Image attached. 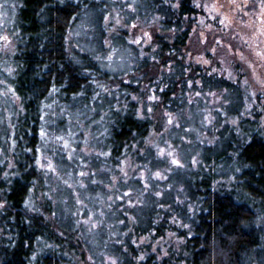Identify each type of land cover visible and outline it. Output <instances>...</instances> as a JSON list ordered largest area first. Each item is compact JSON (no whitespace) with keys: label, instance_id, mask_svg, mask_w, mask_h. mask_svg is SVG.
Here are the masks:
<instances>
[{"label":"trees","instance_id":"obj_1","mask_svg":"<svg viewBox=\"0 0 264 264\" xmlns=\"http://www.w3.org/2000/svg\"><path fill=\"white\" fill-rule=\"evenodd\" d=\"M1 1L7 13L0 36L10 34L15 43L0 83V264H111L109 257L116 264H264V132L256 109L252 116L241 113L237 81L186 61L184 49L201 13L195 0ZM114 4L123 5L128 24L151 23L153 44L144 55L130 45L126 30L114 36L111 49L127 50L117 58L127 62V72L111 69L105 57V20ZM87 17L96 26L90 35L84 33ZM213 92L229 101L213 108L214 120L206 125L212 136L194 141L192 133L194 152L182 156L183 167L160 162L145 144L160 126L147 110L160 106L165 116H182L194 98ZM46 140L59 142L67 165L49 170L51 182L36 163ZM123 159L149 175L163 168L166 178H138L135 196L120 199L126 193L118 187L125 180ZM63 175L68 185L59 181ZM57 183L70 185L72 197L51 192L48 186ZM88 190L101 197L78 204L75 194ZM109 197L122 205L115 219L104 215ZM86 214L103 217L98 236L84 223ZM168 234L173 239L162 257L140 241Z\"/></svg>","mask_w":264,"mask_h":264},{"label":"rangeland","instance_id":"obj_2","mask_svg":"<svg viewBox=\"0 0 264 264\" xmlns=\"http://www.w3.org/2000/svg\"><path fill=\"white\" fill-rule=\"evenodd\" d=\"M107 0H105L106 2ZM120 2H125V0H118ZM196 4L200 5L199 8L201 13L198 16V24L192 29V35L185 46L184 53L186 61L190 62L193 65H199L202 68H205L211 72L223 73L231 78L233 81H237L239 84V88L241 90V94L244 97V105L241 108V113L243 115H251V111L256 109L258 111V121L264 132V92L260 91V87L264 84V4L261 3V0H195ZM0 0V23L6 17V7ZM107 7V5H105ZM112 12L107 15V19L105 23L107 25L106 35V58L112 61L109 66L111 69L115 68V71H125L127 72L128 65L127 62L123 60L117 59L118 56H125L126 54L123 51H127L125 49L116 50L111 49V43L116 40L114 36L119 31L120 28L122 30H126V38L128 41H132L134 39H141L140 44L130 43L134 47H137L141 55L146 54V51L143 49L146 46L152 45V33H151V23L144 24L142 20H134L132 19V23L128 24L126 16L123 14V5L112 6ZM119 20L120 23L117 24L116 21ZM94 19L87 17L84 23V33L85 35H90L92 31L96 28L93 24ZM224 21V23H221ZM132 25H136L135 28ZM155 28V25H154ZM147 32L151 39L144 36V33ZM2 36L8 37V43L2 40V46L0 50V83L5 81L7 77L5 73L9 71L6 62L8 55L13 50V45L15 43V39L13 36L7 33H3ZM121 51V53H120ZM120 53V54H119ZM128 55V54H127ZM110 57V59H109ZM202 60H208V64H204ZM2 70H4L2 72ZM156 70V67H154ZM128 81L129 77L126 76L124 78ZM2 86L0 84V95L3 94ZM226 94L222 92H213L207 95V97H196L194 98L193 107L186 109L182 116L179 115H171L174 119V124H179V127H175L174 125H168V115L165 116V111H163L160 106L157 109L151 111V114L158 124L160 123L159 129L153 130L146 141L151 140L152 146L150 147L146 142V146L149 148H153V153L156 155L158 160L162 163L170 161L166 158H161L157 155L158 150L160 148H164L166 151L171 150L174 152L175 158L179 159L181 163L183 155H190L194 152V147L191 142V135L193 133V140L199 141L205 138H210L212 136V131L206 125L214 120L213 108L219 107L221 104L226 105L229 101L225 96ZM2 96H0V100ZM157 103L158 99H157ZM209 106L207 109H201L203 106ZM143 108V99L139 100L138 109L139 112ZM165 117V118H162ZM237 121L233 119L231 122ZM44 123L47 127H51L53 125V120L51 117L46 116L44 119ZM184 138L185 140H181ZM46 140L43 144H41L39 149V159L44 161L46 157L48 161H51L53 167L61 172L64 167H66V163L63 160L64 155L57 152V144H62L67 142L68 146L70 145L69 138L65 137L63 140ZM167 144H165V142ZM84 145V144H83ZM86 146V145H85ZM84 150L87 152L89 149L84 147ZM191 158L194 160L196 158L194 154H192ZM76 164L81 166L82 170L87 171V166L85 165L84 160L77 158ZM171 165V164H170ZM174 166V165H173ZM44 178L51 182L55 180H51V173L49 169L45 166ZM120 168L123 169L121 174L125 179L124 182L118 183V176H115L112 179V183H118V187L124 188L127 193L132 192L133 196H135L134 188L138 186L139 180L143 174V181H147L149 177L155 178L154 174L156 172L161 173V178H166V173L163 168L155 169L149 175L148 170H143L136 172V164L131 163L123 159L121 162ZM124 173H127L125 176ZM133 174V176H132ZM132 176L131 181H128ZM84 180V178H81ZM59 181L62 183H67V176L59 177ZM137 181V182H136ZM70 182V181H69ZM75 182V181H74ZM77 183H82L79 179L76 180ZM73 183V182H72ZM53 184L52 187L48 186L49 190L54 194H59V197L62 198H71L73 192L69 187L65 184L60 185ZM82 185V184H81ZM132 188V189H131ZM105 190H111L112 185L105 186ZM91 197H101V194L95 191H85L81 194H75L76 201L78 204H85L86 201ZM113 199V205L110 200ZM95 201V199H93ZM105 203V202H104ZM105 214L108 213V218L115 219L118 217V211L122 207L118 199H114L112 197L108 198V202L105 204ZM110 206V207H109ZM93 211H100L99 207H95ZM87 217L85 220L89 221V228H93V235L98 236L99 231L98 227L101 222V218L98 217H90L89 215H85ZM107 218V217H106ZM173 237L170 234L167 235L166 238L156 239L153 241H149L147 238H140L141 242H145L148 244L153 251L158 254V257H162L165 255L167 250V243L169 239ZM167 254V253H166ZM107 261L115 260L112 257L106 259Z\"/></svg>","mask_w":264,"mask_h":264},{"label":"snow or ice","instance_id":"obj_3","mask_svg":"<svg viewBox=\"0 0 264 264\" xmlns=\"http://www.w3.org/2000/svg\"><path fill=\"white\" fill-rule=\"evenodd\" d=\"M261 3L264 4V0H261ZM173 6H177V5H173ZM199 6H200V5L198 4L197 7H199ZM129 7H131V5H129ZM133 10H135V9H133ZM106 19H107V18H106ZM116 23L119 24L120 21L117 20ZM221 23H224V21H221ZM132 27L135 28L136 25H132ZM144 36H145V37H148V39H151V37L148 35L147 32L144 33ZM0 40H3V41L5 42V44L8 43V37H7V36H0ZM129 43L140 44V43H141V39H139V38H138V39H134V40L130 41ZM109 59H110V57H109ZM198 62H202V63H204V64H208V63H209L208 60H202V61H198ZM8 91H12V89L9 88ZM105 91H107V89H105ZM260 91L264 92V84L261 85V87H260ZM197 95H199V93H197ZM133 99H136V97H133ZM149 99H151V100H156V97H155V96H152V97H149ZM147 111H148V112H151L152 109L149 108ZM137 115H138V118H140V119H144V118H145V117H144L143 115H141L140 113H137ZM167 115H168V120H167L168 125H174L175 127H179V124H174V119H173V117L171 116V114H167ZM41 119H43V117H41ZM233 123H235V121H233ZM40 135H41L42 138H44V137L47 135V134L45 133V131L43 130V128H42L41 131H40ZM56 139L62 141V140H63V137H57ZM146 143H147L150 147L152 146V141H151V140L146 141ZM64 147H65V148L68 147L67 142L64 143ZM37 151H39V150H37ZM101 155H105V156H107V155H110V153H101ZM157 155H158L159 157H161V158H166V159H168V160L170 161V164H171V165H174V166H177V167H183V164L180 162L179 159L175 158L174 152L171 151V150H167V151H166L164 148H160V149L158 150ZM71 158H72V157L70 156L69 159H71ZM44 161H45L46 163L42 162L40 159H37V160H36V163H37V165H39L41 168H43V167L46 166L49 170H51V171H53V172L56 171V169L53 167L51 161H48L46 157L44 158ZM193 163H196V161L193 160ZM121 171L123 172V169H121ZM80 175H81V176H84V175H86V173L81 172ZM124 175L126 176L127 173H124ZM154 176H155V178L159 179V178H161V173H160V172H156V173L154 174ZM6 178H7V173H5V179H6ZM140 178H141V179L144 178V177H143V174L141 175ZM93 183H95V181H93ZM69 187H70V185H69ZM145 187H147V185H145ZM128 195H129V193L126 192V193H124V195H123L122 197H120V199H123L125 196H128ZM157 195H160V193H157ZM3 206H4V205L0 204V207H3ZM26 206H27V204H26ZM130 206H132V205H130ZM101 215H103V213H101ZM88 222H89V221H85L84 223H88ZM165 255H166V253H165ZM140 259L143 260L144 257L141 256ZM111 264H116V261H115V260H112V261H111Z\"/></svg>","mask_w":264,"mask_h":264}]
</instances>
